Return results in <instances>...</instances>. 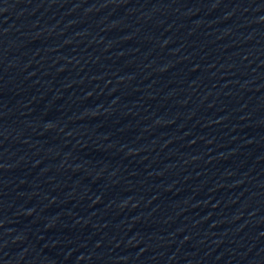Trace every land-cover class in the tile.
Wrapping results in <instances>:
<instances>
[{
    "label": "water",
    "instance_id": "obj_1",
    "mask_svg": "<svg viewBox=\"0 0 264 264\" xmlns=\"http://www.w3.org/2000/svg\"><path fill=\"white\" fill-rule=\"evenodd\" d=\"M221 189L239 264H264V0H148Z\"/></svg>",
    "mask_w": 264,
    "mask_h": 264
}]
</instances>
